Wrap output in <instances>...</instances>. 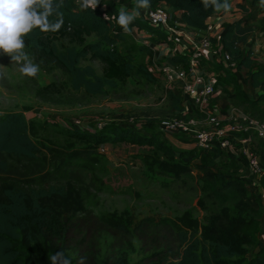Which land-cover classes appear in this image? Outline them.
<instances>
[{
	"label": "trees",
	"instance_id": "1",
	"mask_svg": "<svg viewBox=\"0 0 264 264\" xmlns=\"http://www.w3.org/2000/svg\"><path fill=\"white\" fill-rule=\"evenodd\" d=\"M126 1L128 6L120 8L114 0H98L92 9L82 8L83 0H51V15L47 19L50 25L62 21L59 29L43 32L33 28L22 37L25 48L65 73L73 90L100 96L105 88L124 84L135 74H141L148 82L155 80L144 66L136 67L129 57L119 52L118 45L125 41L130 30L144 31L161 41L166 36L162 30L151 26L142 14L134 15L126 32L116 22L121 11L135 14L134 10L139 13L144 8L170 7L178 12L183 30L191 32L197 42L206 34L209 17L224 10L217 11L211 0L207 7L203 0H148V7H138L140 0ZM233 1L217 0V3L230 4ZM259 2L261 0H250L252 5ZM236 7L244 9L238 3ZM37 11L43 13L45 9L38 7ZM244 21L243 17L233 19L223 25L217 40L210 39L212 44L220 46L222 53L229 55L235 63V72L223 64L205 60H202V66L220 74L218 83L233 86L235 105L244 107L245 113L264 121V109L260 105L264 102V65L255 64L252 52L242 49L251 31L244 26ZM61 39H67L70 45L59 50L57 42ZM140 48L150 57L155 56L149 48ZM86 60L99 62L103 66L102 74H97L90 65H83ZM164 60L184 69L187 67V53ZM246 85L259 90L254 99L248 98L243 91ZM51 87L53 84L41 91H48ZM167 95L175 111L172 116L180 117L183 111L180 97L171 90ZM195 116L198 115L188 117ZM31 128L33 123L23 113L0 114V174L6 173L8 158L32 164L42 158V163L49 164L51 169L40 171L41 174L34 179L25 180L26 187L10 185L0 179V264H51V257L57 252H63L70 264H74L66 248L67 224L69 217L82 211L83 202L71 184L63 183L67 161L62 152L37 146L30 138ZM60 133L90 145L89 150L75 152V157L83 161H90L98 146L105 144L148 148L158 157V175L170 180L166 185L170 191L199 194L197 206L203 213L204 223L201 235L198 236L196 228L189 223L187 229L178 230L176 234L177 253L171 254L172 258L167 254L159 255L150 264H264V246L260 242L264 212L259 205L249 202L253 177L232 175L226 164L216 162L218 150H202L194 146L176 150L161 139L163 132L142 134L130 124L110 123L101 128L95 125L91 130L71 124ZM180 137L185 143L192 142ZM220 153L222 159H227L223 161L231 162L233 167H247L244 159ZM261 184L264 189V178ZM113 225L126 232L121 223Z\"/></svg>",
	"mask_w": 264,
	"mask_h": 264
},
{
	"label": "rangeland",
	"instance_id": "2",
	"mask_svg": "<svg viewBox=\"0 0 264 264\" xmlns=\"http://www.w3.org/2000/svg\"><path fill=\"white\" fill-rule=\"evenodd\" d=\"M237 3L244 9H231L229 14L234 18L240 14L249 24L250 37H257L264 30L260 21H256L264 13V5L261 2L252 5L250 0ZM116 4L120 8L128 6L126 0H116ZM134 13L138 16V11ZM169 28L185 33L176 25L175 15ZM172 36L178 39L173 32ZM157 42L161 39L156 36L130 30L118 50L136 67L144 66L155 80L148 82L141 74H135L124 84L105 88L100 96L73 90L65 73L26 48L23 51L28 58L39 66L38 73L32 77L20 72L23 60L13 61L11 56L0 52V114L23 113L33 123L32 141L41 148L48 146L62 152L67 161L63 183L71 184L82 199V211L69 217L67 224L66 248L74 264H150L159 255L171 257L177 253L176 234L187 229L189 223L196 228L198 236L203 232V213L197 206L199 194L170 191L166 186L170 180L158 175V157L152 150L105 144L98 146L90 161H83L75 157V152L89 150L90 145L60 133L71 124L91 130L99 123L103 127L110 123L130 124L142 134L159 132L161 122L175 113L167 95L171 86L155 70L158 58L150 57L140 48H149L155 54L153 48ZM69 45L67 39L57 42L59 50ZM82 64L102 74L103 66L99 62L86 60ZM50 84H53L50 90L41 91ZM248 91L254 94L252 89ZM260 105L264 109V102ZM161 134V139L176 150L191 144L178 134ZM254 148L264 153L263 145L256 143ZM41 159L32 164L8 158L7 171L0 174V179L26 187L25 180L36 178L40 171L51 170ZM224 161L232 175L240 174L236 171L240 169ZM117 222L126 227V232L114 227Z\"/></svg>",
	"mask_w": 264,
	"mask_h": 264
},
{
	"label": "built area",
	"instance_id": "3",
	"mask_svg": "<svg viewBox=\"0 0 264 264\" xmlns=\"http://www.w3.org/2000/svg\"><path fill=\"white\" fill-rule=\"evenodd\" d=\"M139 14H142L151 26L165 33V39L161 43L166 46V50L163 56L156 57L158 59L155 60V70L172 89L179 90L186 97L190 106L189 110L182 111L180 117L165 118L160 124V130L184 136L192 140L191 143L198 149H215L242 158L247 163L250 176L262 177L264 157L254 148L253 139L264 143V121L238 108L232 109L227 119H222L211 103L215 92V82L205 73L202 60L206 58V55H210L226 69L235 72V63L231 61L229 55L222 53L220 46L210 41L213 39L210 37L212 26L208 25L205 36L197 42L194 41L193 48L187 50L184 45L185 33L169 28L171 16L167 9L144 8ZM172 32L178 39L172 36ZM184 53H187L185 69L164 60V58L169 59ZM190 114L198 116L188 117ZM97 127L101 128L102 123L97 124Z\"/></svg>",
	"mask_w": 264,
	"mask_h": 264
},
{
	"label": "crops",
	"instance_id": "4",
	"mask_svg": "<svg viewBox=\"0 0 264 264\" xmlns=\"http://www.w3.org/2000/svg\"><path fill=\"white\" fill-rule=\"evenodd\" d=\"M237 1H241V0H234L233 2H231L229 4L230 7L227 10L224 9L221 13L209 17L208 25L212 26V30L210 32L211 38L217 40L219 38L221 32H222L223 25L226 23H229L230 21H232L235 18L240 17V14H239V16H236L235 18L231 16L233 14H229V11L231 9L239 11V9L236 8ZM163 7L165 9H167V11L170 13L171 17L173 15H175L176 25L183 29V25L180 23V20H179L178 12L176 10L170 8V7H165V6H163ZM256 21H257V23L260 21L259 25H260L261 29H264V25H263L264 13L261 16H259ZM252 25L254 26V23H252ZM244 26L249 28V24H248V22H246V20L244 21ZM184 32H185L184 45L186 46L187 50H191L193 48L194 41H195L194 36L191 32H188V31L186 32L185 30H184ZM147 35H149V34H147ZM242 49L244 52H247V51L252 52L251 58L254 60L255 64L264 65V30L261 31L257 37H250L249 36L246 45H244L242 47ZM153 50L155 51L156 57H161L165 53L166 46L164 44H162L161 42H159V43L157 42V46L155 48H153ZM204 60L210 61V62L215 63V64H221L218 61H216V59L214 57H212L210 55H206V58H204ZM203 68L205 70V73L207 75L211 76L215 82V92H214V95L212 97L211 103L215 107V110H216V113L218 114V116L222 119H227V117L230 115L231 110L234 108H238L240 110L245 111L244 107L235 105V101H234L235 92H234L233 86L228 85V84L218 83V78H219L220 74L218 72L210 69V68H207L204 65H203ZM248 89H252L254 94L252 95L251 93H249ZM171 91L174 94H176L178 97H180V99H181L180 101H181L183 111L189 110L190 106H189V103H188V100L186 99V97L179 90L171 88ZM243 91L245 92V94L250 99H254L259 93L258 89H253L252 87H250L248 85L243 86ZM256 143L264 146V143H261V142L257 141L256 139H253V145L254 146L256 145ZM188 145L189 146H187V148H185V149H189V148L193 147V144H188ZM261 153L264 157V153L263 152H261ZM221 154L222 153L219 152L215 156V160L217 163H220L223 160L227 161V159H222V157H220ZM263 167H264V165H263ZM234 169H240V170H236V171H238V173H240V174H244V175L238 174L237 176L245 177V178L252 177L249 175L247 167H245L244 169H243V167L242 168H234ZM262 178H264V171H263L262 177L252 178V187H251L252 197L249 200V202L255 206L259 205L263 209V212H264V189H263L262 184H261ZM260 242H261V246H264V215H263V219H262V223H261Z\"/></svg>",
	"mask_w": 264,
	"mask_h": 264
},
{
	"label": "clouds",
	"instance_id": "5",
	"mask_svg": "<svg viewBox=\"0 0 264 264\" xmlns=\"http://www.w3.org/2000/svg\"><path fill=\"white\" fill-rule=\"evenodd\" d=\"M97 2L98 0H83L81 7L94 9ZM203 2L207 7L209 0ZM50 3L51 0H0V52L11 56L13 61L23 60L19 70L29 77L38 73L39 66L23 51L25 43L22 37L33 28H39L43 32L59 29L62 21L50 25L47 19L51 15ZM211 3L217 11L230 7L227 2L219 4L217 0H211ZM261 3L264 5V0ZM38 7H43L45 11L39 13ZM138 7H148V0H140ZM134 15L121 11L116 22L127 32ZM51 264H70V261L64 257L63 252H57L52 255Z\"/></svg>",
	"mask_w": 264,
	"mask_h": 264
}]
</instances>
